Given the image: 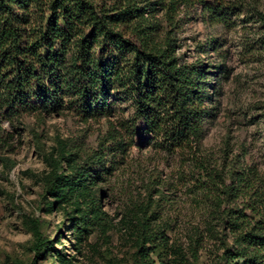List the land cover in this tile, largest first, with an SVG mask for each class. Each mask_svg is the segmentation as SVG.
<instances>
[{
	"label": "trees",
	"instance_id": "obj_1",
	"mask_svg": "<svg viewBox=\"0 0 264 264\" xmlns=\"http://www.w3.org/2000/svg\"><path fill=\"white\" fill-rule=\"evenodd\" d=\"M226 1L0 0V108L8 116L70 111L89 121L116 116L118 104L129 102L134 113L125 121L131 133H137L141 121L142 139L156 149L193 151L188 175L185 171L181 178L212 194L206 231L220 242L214 261L264 264V178L252 167L218 165L199 155L211 73L203 62H186L177 53V11L202 5L213 23H223L232 10ZM158 11H165L166 24L156 19ZM116 144L126 152L128 143L118 139ZM59 145L44 177V195L73 204L80 228L104 213L94 186L108 168L92 172L94 155L84 160L80 149L62 141ZM96 159L102 164L98 154ZM47 206V211L53 207ZM148 208L141 205L129 219L140 252L165 237L164 230L152 225L157 217ZM24 222L34 239L31 264L46 250L63 264H73L47 239L41 218L26 214Z\"/></svg>",
	"mask_w": 264,
	"mask_h": 264
},
{
	"label": "rangeland",
	"instance_id": "obj_2",
	"mask_svg": "<svg viewBox=\"0 0 264 264\" xmlns=\"http://www.w3.org/2000/svg\"><path fill=\"white\" fill-rule=\"evenodd\" d=\"M226 2L232 10L223 23H213L197 4L182 6L176 14L177 53L186 62H203L211 73L209 113L198 153L218 165L252 167L264 178V0ZM155 17L166 24L165 11ZM118 105L116 116L89 121L70 111L8 116L0 108V264H31L35 258L26 214L44 221L47 239L73 264L225 263L214 261L220 242L206 231L212 194L181 178L185 171L188 175L193 151L171 154L156 149L142 139L141 121L135 135L128 129L125 120L133 115V106ZM118 139L128 143L126 152L119 151ZM60 141L80 149L84 160L94 155L92 172H103V165L108 168L104 180H96L94 186L104 213L99 219L88 218L80 228L73 204L44 195V177L52 169ZM49 203L53 207L47 211ZM141 205H149L151 216L157 217L155 229L165 231L162 241L147 243L142 252L129 220ZM36 263L63 261L46 250Z\"/></svg>",
	"mask_w": 264,
	"mask_h": 264
}]
</instances>
